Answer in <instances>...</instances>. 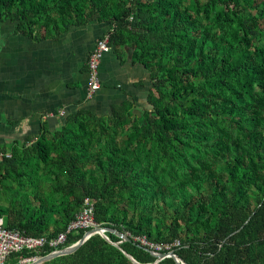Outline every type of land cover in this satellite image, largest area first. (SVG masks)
Listing matches in <instances>:
<instances>
[{"label": "trees", "instance_id": "obj_1", "mask_svg": "<svg viewBox=\"0 0 264 264\" xmlns=\"http://www.w3.org/2000/svg\"><path fill=\"white\" fill-rule=\"evenodd\" d=\"M0 20L37 39L104 22L111 48L129 47L152 83L149 107L79 109L0 144L6 227L56 237L90 197L100 226L178 239L187 264H264V0H0ZM83 235L69 232L60 247ZM112 242L94 234L42 264H137L123 250L141 264H179Z\"/></svg>", "mask_w": 264, "mask_h": 264}, {"label": "crops", "instance_id": "obj_2", "mask_svg": "<svg viewBox=\"0 0 264 264\" xmlns=\"http://www.w3.org/2000/svg\"><path fill=\"white\" fill-rule=\"evenodd\" d=\"M108 27L91 21L57 37L37 39L16 33L10 20H0V144L37 135L43 123L58 128L68 113L79 109L111 114L127 100L149 107V71L132 61L129 47L121 56L113 48L104 55L102 87L87 97L88 57Z\"/></svg>", "mask_w": 264, "mask_h": 264}, {"label": "built area", "instance_id": "obj_3", "mask_svg": "<svg viewBox=\"0 0 264 264\" xmlns=\"http://www.w3.org/2000/svg\"><path fill=\"white\" fill-rule=\"evenodd\" d=\"M110 33L107 32L98 38L95 48L92 50L87 61V73L89 76L87 97H93L102 87L100 76V65L104 55L111 50ZM64 114V111H62ZM94 199L86 197L84 204L76 217L70 222L66 231L61 232L58 236L48 238L45 236H32L25 232L5 226V220L0 217V264H6L8 257L12 253L21 252L23 250L34 251L36 255L23 258L22 262H30L40 257L42 251L48 245L54 250L60 249L61 245L66 241L67 235L72 231L84 230V233L94 227H100V224L95 220V205ZM131 239L146 247L154 253L174 251L173 247L180 245V240H176L173 244L160 245L149 240L145 235H132L126 232ZM93 234H88L87 239ZM122 241V240H121ZM166 251H165V250ZM161 260V259H160Z\"/></svg>", "mask_w": 264, "mask_h": 264}, {"label": "water", "instance_id": "obj_4", "mask_svg": "<svg viewBox=\"0 0 264 264\" xmlns=\"http://www.w3.org/2000/svg\"><path fill=\"white\" fill-rule=\"evenodd\" d=\"M107 232L114 233L115 235L120 237L122 241L120 240L118 242H112L111 239L109 238V236L107 235ZM93 233L94 234H100L101 236L105 237L108 241L112 242L113 244H115L118 247H121L120 243L123 242L124 240L125 241H131L132 240L131 237L125 231H119V230L111 228V227H102V226L94 227V228L88 230L87 232H85L83 237H81L77 242H75V243H73V244H71L69 246L60 248L58 250L51 251L50 253H47L45 255H41L40 257L30 261L27 264H42L45 261H49V260H51L53 258L73 253L87 240V235L88 234H93ZM123 251L135 263L141 264L132 255L127 253L125 250H123ZM152 253L157 257V261L169 256V257H174L179 264H187L185 260H183L181 257H179L175 253V251L157 252V253L152 252Z\"/></svg>", "mask_w": 264, "mask_h": 264}, {"label": "rangeland", "instance_id": "obj_5", "mask_svg": "<svg viewBox=\"0 0 264 264\" xmlns=\"http://www.w3.org/2000/svg\"><path fill=\"white\" fill-rule=\"evenodd\" d=\"M108 53V52H107ZM28 262H24V264H27Z\"/></svg>", "mask_w": 264, "mask_h": 264}]
</instances>
